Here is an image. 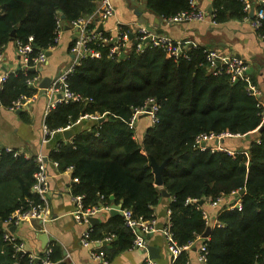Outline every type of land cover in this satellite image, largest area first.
<instances>
[{"label":"trees","instance_id":"obj_1","mask_svg":"<svg viewBox=\"0 0 264 264\" xmlns=\"http://www.w3.org/2000/svg\"><path fill=\"white\" fill-rule=\"evenodd\" d=\"M98 0H0V42L31 43V58L55 45L58 18L64 26L96 8ZM188 8V0H145V10L168 17ZM214 19L245 18L240 0H215ZM127 26L123 28L126 29ZM15 31L14 40L11 33ZM258 33L264 34V20ZM189 58L175 60L167 51L147 45L133 47L125 57H86L68 77L70 88L91 98L87 102L58 103L45 117L46 126L61 132L83 114L98 113L104 121L74 125L71 140L60 139L49 158L61 170L71 169L73 195H84L85 205L122 204L136 217L153 216L165 189L172 200V231L179 245H187L208 227L203 206L188 198L217 200L244 189L242 207L222 209L207 239L205 264H264V122L258 99L248 94L247 82H235L227 74L208 71L205 46L190 47ZM32 69L11 72L0 89V104L9 108L19 98H30L37 87L27 79ZM253 82V78H251ZM160 104L158 122L135 138L130 118L148 98ZM256 131L246 149L230 152L196 145L201 133L238 135ZM153 157L162 170L163 185L156 184ZM38 165L34 157L3 152L0 157V264H43L15 249L5 239L11 215L41 203L32 191ZM77 179V181L75 180ZM114 196V199L111 196ZM113 235L111 247L102 246L108 260L132 246L133 234L123 214L110 216L93 226L91 237ZM116 237V238H115ZM108 243V242H107ZM42 252L54 264L64 262L62 249L50 244ZM188 250L176 264H190Z\"/></svg>","mask_w":264,"mask_h":264},{"label":"crops","instance_id":"obj_2","mask_svg":"<svg viewBox=\"0 0 264 264\" xmlns=\"http://www.w3.org/2000/svg\"><path fill=\"white\" fill-rule=\"evenodd\" d=\"M116 7L115 15L104 22L105 29H112L114 25L121 23L141 22L147 24L159 33H165L174 39L187 42L190 46H205L217 49L227 56H238L248 64V72L251 78L262 90L264 102V40L252 28L246 19H228L222 23L212 24L205 21H182L169 24L162 17L148 12L144 8L137 7L140 0H112ZM255 1V0H254ZM200 5L209 11L214 7L215 0H199ZM143 15L141 20L138 16ZM63 27L58 45L50 51L47 61L39 72V84L50 77L60 75L72 63L70 46L74 38V29ZM21 64V56L18 53L15 42L11 41L4 45L2 60L0 61V74L3 71L11 72ZM56 95H50L45 89L38 87L37 92L26 100V103L17 110H11L1 104L0 106V146H10L23 153L26 157H34L39 153L46 155L58 143L65 139L62 130L54 133L47 143H42L43 125L48 106L55 100ZM94 119L82 118L75 125L89 127L87 122ZM151 124L147 114H140L135 124V138L142 141L144 132ZM257 137L256 131L249 134L225 137L208 141L209 147L225 149L235 152L246 149L249 143ZM72 137L68 140H71ZM47 171L49 174L50 190L47 194L48 210L44 219L30 217V219L16 226L14 236L24 244L28 253L38 255L44 252L50 244H58L62 249L63 261L68 264H97L93 261L89 248L80 242L83 231L88 227L87 223L75 219L73 212L75 204L72 199L71 169L61 170L49 157L47 159ZM241 199V195L233 193L222 196L221 200L214 205L211 198L205 199L203 208L207 213V223L213 220V227L217 224L219 212L224 209H232V206ZM172 197L162 196L160 202L154 207V215L158 225L163 226L168 218L169 204ZM118 214H122L120 211ZM110 209H104L100 214L99 223L112 216ZM117 215V214H115ZM92 224V223H91ZM93 226L95 224H92ZM4 227L9 229L7 224ZM148 246L155 249L157 257L154 259L158 264H169L171 255L168 251L167 241L162 232H154L147 236ZM116 238V237H115ZM202 238L196 237L188 249L190 264H204L198 261L199 245ZM107 247H111L108 242ZM150 255V254H149ZM147 257L146 251L127 248L110 258L107 264H142Z\"/></svg>","mask_w":264,"mask_h":264},{"label":"built area","instance_id":"obj_3","mask_svg":"<svg viewBox=\"0 0 264 264\" xmlns=\"http://www.w3.org/2000/svg\"><path fill=\"white\" fill-rule=\"evenodd\" d=\"M243 4V10L246 13L245 18L250 22V25L258 33L259 28L263 24L264 20V0H240ZM97 6L93 12L88 15L81 16L73 20L70 24L71 28L74 29V38L70 46V51L72 53L73 59L72 63L68 69L62 72L60 75L54 77L47 88H43L50 95H56L57 97L53 102L48 106L47 113L52 110L58 103H69V102H87L91 98L82 95L81 93L73 91L68 83V77L73 72L74 68L81 63V61L86 57L101 58L105 55L111 59L121 58L122 53L124 57L128 54L134 47L137 52L142 51L147 45L153 47H159L167 51L175 60H178L181 57L189 58L190 46L187 42H183L165 33H159L155 29L151 28L147 24L141 22H132V23H121L114 25L112 29H105L104 26L100 30L99 25L104 24L105 21L110 19L115 15L116 7L112 0H98L96 2ZM254 9V15L250 16V11ZM212 11H207L201 5L199 0H188V8L178 12L175 15L163 17L164 21L169 24L179 23L182 21H205L209 19L212 24H217L218 22L214 19L215 14ZM62 17L58 18L57 25L55 28L54 43L55 45L51 46L48 51L53 50L60 41L61 34L63 31V23L61 22ZM127 26L126 29L123 27ZM260 39L264 40V34L258 33ZM146 39H148L146 41ZM29 42H23L20 40H15V45L18 50V53L21 56V64L18 68L34 69L38 74L27 79V83L34 87H40L39 84V69L47 61V51H41L37 56L31 58V53L33 52V46L31 43L32 37L30 36ZM4 44L0 42V61L2 60V50ZM207 67L208 71L214 75L227 74L231 81H236L237 79L245 80L247 82V91L248 94L255 96L258 99V106L261 107V117L262 122H264V102L262 99V90L259 85L252 81L251 75L248 72L247 62L238 56H227L221 54L217 49H208L206 54ZM17 68V69H18ZM17 69L11 72H15ZM11 72L3 71L0 74V89L3 87V84L7 81ZM32 97V96H31ZM29 98H19L13 101L12 105L9 107L11 110L20 109ZM160 109V104L156 98L150 97L146 102L139 108H136L130 118V126L135 127L136 121L140 114H147L150 118L151 124L158 122V111ZM103 115L98 113L94 114H83L81 115L74 123L67 125L64 129L73 127L78 121L82 118H90L98 121ZM63 130V129H61ZM54 134L46 124L43 125V135L42 143H47L50 137ZM238 136V134H233L230 132H224L221 134L215 133H201L199 134L195 141L196 145L202 149L208 148V141L217 139L219 141L225 137ZM210 148V147H209ZM215 150L214 147H211ZM3 152H13L14 155H18L20 151L14 149L10 146L2 147L0 146V157ZM47 159L48 157L42 153H39L35 156V161L38 165L37 171L34 173V183L32 186V191L37 193L41 199V203L37 205H32L28 209H19L15 211L10 219L8 224L19 225L22 222L30 219V217H39L44 219L45 214L48 210V200L47 194L50 190V181L49 174L47 171ZM57 165V162H55ZM77 181V179H75ZM239 195V191L236 192ZM222 196L217 200L212 201L216 205ZM72 199L75 204V210L73 215L75 219L82 223H87L88 227L83 231L80 242L83 246L87 247L91 251L92 259L97 264H107L109 260L106 257L102 246L104 242H109L113 239V235L106 236L104 240L102 239H93L91 237L93 232V225L90 222V217L100 214L104 209H111V206L105 205H85L84 204V195H73ZM187 201L197 202L199 200L195 198H188ZM121 205V212L124 216L127 226L131 229L133 234V242L131 248L138 249L141 251H146L147 257L142 264H158L154 258H151L149 255V246L147 235L154 232H162L167 241L168 251L171 255V261L169 264H176V261L180 254L184 250H188L190 245L193 243L190 242L187 245H179L175 239L174 233L172 231V222H171V211H168V218L163 226L158 225V220L153 213V216L150 218H144L143 216L136 217L133 213V210L130 208H123ZM201 204H199L200 207ZM238 207L241 209L242 201L238 200L232 208ZM203 215L206 220L208 219L207 213L203 208ZM5 239L14 243L15 249L22 253H28L22 242H19L18 239L8 230L5 235ZM197 237L202 238V241L199 245L198 251V261L201 263L207 262L208 255V237L203 235H198ZM47 255L51 252V249H46L44 251ZM31 261L40 260L43 264H54L49 258H42L40 254L33 255L28 253ZM190 263V259L188 261Z\"/></svg>","mask_w":264,"mask_h":264},{"label":"water","instance_id":"obj_4","mask_svg":"<svg viewBox=\"0 0 264 264\" xmlns=\"http://www.w3.org/2000/svg\"><path fill=\"white\" fill-rule=\"evenodd\" d=\"M209 11L210 12L212 11L211 7H210ZM253 15H254V9H252L250 11V16L252 17ZM61 17H62V19H64L66 16L64 14H61ZM66 28H70L69 25H66ZM102 28H103V24L101 23L99 25V29L101 30ZM14 35H15V31H12V33H11V39L12 40H14ZM147 40L148 39H146V41ZM46 54H47V56H49L50 55V51H47ZM121 57H124V53H122ZM32 70H34V69H32ZM41 70L42 69L40 68L39 71H41ZM51 80L52 79L50 77H48L46 79H43V81L40 83V88H47L49 86ZM237 81H239V79H237L235 82H237ZM0 106H1V104H0ZM98 121L99 122L104 121V117H100ZM62 133H63L65 139L68 140L74 135L75 129L73 127H70V128H67V129H63ZM151 159H152L151 163H152V166L154 167V171H155L156 184H158L159 186H162L163 185L162 170H163V168L165 166V163L160 165V164H158L156 162V160L153 157H151ZM243 193H244V189H241L239 191V195H242ZM162 194L164 196H167V197L170 196V194L165 189L162 190ZM111 198L114 199V196L112 195ZM204 202H205V199L199 200V204H201V205H203ZM120 210H121V205L113 204L112 208L110 209V212H111V214L115 215V214H118L120 212ZM98 221H99V217H97V216L90 217V222L92 224H96V222H98ZM0 225H3V223L0 222ZM7 226L9 227V230L12 233H14V231L16 230V226L15 225H11V224H8ZM212 227H213V220H211L209 222L206 231L203 233L204 237L210 236ZM106 244H107V242L103 243V245H106ZM148 250H149V254H150L151 258L157 257V253L155 252V249H153L152 247H149Z\"/></svg>","mask_w":264,"mask_h":264},{"label":"rangeland","instance_id":"obj_5","mask_svg":"<svg viewBox=\"0 0 264 264\" xmlns=\"http://www.w3.org/2000/svg\"><path fill=\"white\" fill-rule=\"evenodd\" d=\"M137 7L141 8L142 7L144 8V0H140L139 3L137 4ZM141 20H143L144 16L141 14L138 16Z\"/></svg>","mask_w":264,"mask_h":264}]
</instances>
